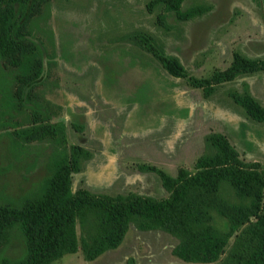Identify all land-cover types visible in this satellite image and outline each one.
<instances>
[{
  "label": "rangeland",
  "instance_id": "1",
  "mask_svg": "<svg viewBox=\"0 0 264 264\" xmlns=\"http://www.w3.org/2000/svg\"><path fill=\"white\" fill-rule=\"evenodd\" d=\"M197 6L208 10L183 19L166 0L37 2L29 29L46 50L48 74L31 96L48 119L29 106H4L9 95L18 96L22 80L0 86L1 205L36 193L49 175L56 144L17 134L38 123L63 122L64 146L87 151L72 175L74 193L167 199L165 176L197 172L200 159L213 152L206 141L213 133L224 135L244 163L264 171V121L241 102L248 95L264 108V0H184L181 10ZM144 35L179 59L187 76L171 75ZM250 62L258 66L250 69ZM0 63L6 73H19L8 61ZM6 119L18 126L5 125ZM98 221L88 212L85 223L77 222L78 234L93 231ZM139 223L133 218L121 244L94 260L80 242L75 253L51 264H228L236 240L230 238L213 262H187L174 254L177 235ZM29 257L26 238L12 223L0 243V261Z\"/></svg>",
  "mask_w": 264,
  "mask_h": 264
},
{
  "label": "trees",
  "instance_id": "2",
  "mask_svg": "<svg viewBox=\"0 0 264 264\" xmlns=\"http://www.w3.org/2000/svg\"><path fill=\"white\" fill-rule=\"evenodd\" d=\"M38 1L0 0V61H8L19 72L17 76L6 73L0 63V86L22 80L18 96L9 95L4 106L7 103L14 111L19 106H29L34 112L41 111L46 121L47 109L31 96L48 74L46 50L29 29ZM183 1L166 3L183 19L208 10L202 6L181 10ZM143 38L171 75L187 76L179 59L166 55L152 38ZM257 66L258 62L248 63L250 69ZM241 102L253 118L264 121V108L250 96ZM2 123L18 126L10 119ZM17 134L27 141L36 136L47 138L56 148L48 163L49 175L40 189L6 206L0 204V243L7 228L17 223L30 254L25 262L4 259L0 264H51L65 254L75 253L80 242L86 257L94 260L121 244L133 218L140 219L141 229H161L177 235L180 242L174 254L184 261L213 262L220 258L230 238L236 237L228 264H264V171L256 163H244L224 135L213 133L207 137L213 152L200 159L197 172H180L176 179L165 176L171 195L156 200L141 196L110 198L92 195L85 189L74 193L72 175L81 170L87 151L81 146L70 150L64 146L67 133L63 122L38 123L19 128ZM88 212L97 213L99 221L93 231L79 235L77 222L85 223Z\"/></svg>",
  "mask_w": 264,
  "mask_h": 264
}]
</instances>
